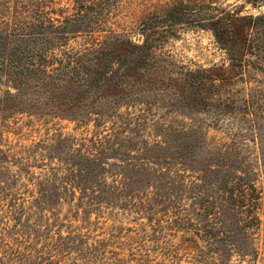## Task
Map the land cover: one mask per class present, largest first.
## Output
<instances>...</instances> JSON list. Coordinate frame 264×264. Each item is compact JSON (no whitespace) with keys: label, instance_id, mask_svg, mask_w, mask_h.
Masks as SVG:
<instances>
[{"label":"trees","instance_id":"16d2710c","mask_svg":"<svg viewBox=\"0 0 264 264\" xmlns=\"http://www.w3.org/2000/svg\"><path fill=\"white\" fill-rule=\"evenodd\" d=\"M115 1L0 0L2 125L81 130L0 148V264L264 263V14L176 0L130 36ZM180 25L227 63L161 51Z\"/></svg>","mask_w":264,"mask_h":264},{"label":"rangeland","instance_id":"374dc122","mask_svg":"<svg viewBox=\"0 0 264 264\" xmlns=\"http://www.w3.org/2000/svg\"><path fill=\"white\" fill-rule=\"evenodd\" d=\"M176 0H116L108 15V25L111 29L134 36L137 25L142 19L151 14L161 13L168 5ZM191 1V0H186ZM203 1V0H201ZM209 0H205L207 2ZM223 6H230L240 10L241 14L263 13L261 5L264 2L253 5L243 0H215ZM161 51L172 54L184 64L196 66H212L226 64L225 52L218 47L209 30L180 25L176 28L175 36L169 37L162 45ZM264 80V73L258 74ZM56 132L67 136H80L81 130L76 129L74 122L55 119L51 122L31 120L26 116L15 117L5 122L0 121V148L19 150L20 146L29 145ZM65 211V208H63ZM120 224V222H119ZM123 225H130L123 222ZM235 264H264L262 255L256 260L245 258L235 260ZM115 260H104L103 263L75 264H115Z\"/></svg>","mask_w":264,"mask_h":264},{"label":"water","instance_id":"95a60500","mask_svg":"<svg viewBox=\"0 0 264 264\" xmlns=\"http://www.w3.org/2000/svg\"><path fill=\"white\" fill-rule=\"evenodd\" d=\"M261 9L264 10V4L261 5Z\"/></svg>","mask_w":264,"mask_h":264}]
</instances>
